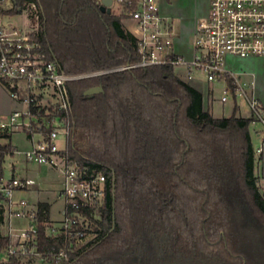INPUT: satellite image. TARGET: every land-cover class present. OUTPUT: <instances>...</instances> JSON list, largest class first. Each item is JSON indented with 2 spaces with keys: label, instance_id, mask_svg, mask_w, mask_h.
<instances>
[{
  "label": "trees",
  "instance_id": "16d2710c",
  "mask_svg": "<svg viewBox=\"0 0 264 264\" xmlns=\"http://www.w3.org/2000/svg\"><path fill=\"white\" fill-rule=\"evenodd\" d=\"M12 2L11 15L38 6L35 38L69 75L141 60L122 17L103 13L96 0ZM98 86L101 93L84 96ZM68 92L67 153L105 173L109 187L98 238L60 264H264V195L250 131L255 120L238 115L237 100L230 117H214L203 94L173 66L85 77L69 82ZM9 147L0 156V176ZM39 211V250L61 249L63 242L47 235L49 205L39 204ZM7 244L1 238L0 253ZM0 264L30 263L7 256Z\"/></svg>",
  "mask_w": 264,
  "mask_h": 264
},
{
  "label": "built area",
  "instance_id": "2783aa9c",
  "mask_svg": "<svg viewBox=\"0 0 264 264\" xmlns=\"http://www.w3.org/2000/svg\"><path fill=\"white\" fill-rule=\"evenodd\" d=\"M96 2L102 4V0ZM163 4L164 0H112L111 13L122 17L141 57L136 64L112 71L173 66L189 80L198 74L205 82L221 86L222 103L237 100L264 129V105L256 97L253 84L245 83L232 67L240 61L264 58V0H208L207 13L197 23L191 57L178 54L175 19L166 14ZM12 8V0H0V156L10 146L5 161L21 155L28 163L61 172V219L53 221L49 209L46 227L47 235L60 239L63 247L39 250V205L22 196L36 183L18 177L13 164L8 173L5 163L4 175L0 176V228L5 229L1 238L8 239L4 249L8 257L30 264H60L98 238L109 187L105 173L80 166L67 153L72 131L68 83L112 71L80 76L65 73L47 59L35 38L38 6L30 3L25 7L28 23L21 26L12 22L15 15L8 13ZM19 131L29 142L24 151L12 143ZM60 138L63 148L58 144ZM256 153L262 155L264 147L257 148ZM260 188L264 195V180Z\"/></svg>",
  "mask_w": 264,
  "mask_h": 264
},
{
  "label": "rangeland",
  "instance_id": "374dc122",
  "mask_svg": "<svg viewBox=\"0 0 264 264\" xmlns=\"http://www.w3.org/2000/svg\"><path fill=\"white\" fill-rule=\"evenodd\" d=\"M201 3L199 4V0H164L163 7L165 10H168L169 7L177 8L181 11L183 17L191 18L194 17L195 12L199 9ZM175 17V27L178 28L179 21L177 16ZM12 22L18 26L28 23V16L26 13H22L19 15L12 16ZM32 24H34L32 22ZM258 63H264V61H257ZM119 69V68H117ZM116 70V69H113ZM112 71V70H106ZM177 74L181 78H185L184 72L182 70H176ZM113 72V71H112ZM194 85L204 94V102L205 108H207L208 104H210V111L214 113L215 116L223 118L230 117L233 113L232 104L231 103H222V88L217 84H209L206 82H193ZM195 87V88H196ZM210 94V95H208ZM254 123V122H253ZM257 124H251L250 131L251 136L253 138V144L255 149L263 146L262 141L256 138L254 134V129L262 128L260 123L255 122ZM12 143L15 147L18 148L19 151H24L29 148V142H27L25 135L22 132H16L13 135ZM58 144L60 148L65 147L63 140L60 138L58 140ZM255 169L257 171L258 164L260 162V157L256 153L255 154ZM13 164L16 167V173L18 177H25L34 180L36 183L35 186H38L41 190L40 196H44V198L49 201L52 206L51 209V218L53 221L58 222L61 219L60 210L62 207V201L58 198V190L61 184V172L59 170H55L48 165H41L37 163H28L23 157L20 155H15L14 157H7L5 161V167L7 172H10V165ZM4 253H0V261L4 259Z\"/></svg>",
  "mask_w": 264,
  "mask_h": 264
},
{
  "label": "crops",
  "instance_id": "0c3cea01",
  "mask_svg": "<svg viewBox=\"0 0 264 264\" xmlns=\"http://www.w3.org/2000/svg\"><path fill=\"white\" fill-rule=\"evenodd\" d=\"M200 3H201V5L203 4L206 6V13H207L208 0H199V4ZM165 12H166V14L173 17L174 19H175L174 16H177L178 19H180L178 28L175 27L176 49H177L178 54L183 55V56H187V57H191L193 54L192 50H193V43H194V39H195L197 23H198V20L200 19V17L197 18L194 16L191 18H185V17H183V15L179 9H177V8L173 9L171 7H169L168 10H165ZM184 20H189L190 24L188 26L185 25L186 23L184 24ZM257 61H264V58H257V59L240 61L238 64L233 65L232 67L234 68V71L240 73V77L242 78V80L245 83L253 84L254 93H255L256 97L264 105V63H258ZM184 75H185V78H183V80L188 82L190 85H194L193 82H199V83L205 82L203 80V78L198 74L195 75V78L193 80H189L185 73H184ZM196 89H198V88L196 87ZM1 94H2V87L0 84V96H1ZM208 95H210V94H208ZM203 97H204V94H203ZM228 103L232 104V111H233V108H234L233 101L230 100ZM239 106H240V111H239L238 115L240 117H243V118L251 117L250 111L248 110V108L245 105L239 104ZM204 107H206L205 102H204ZM205 109L210 111V104H208L207 108H205ZM211 113L214 117L220 118V117L215 116L213 112H211ZM252 124H257V123L254 122ZM260 126L262 128L254 129V134H255L256 138H258L260 141H263L264 129H263V126L261 124H260ZM252 140H253V138H252ZM259 157H260V162L258 164L257 171L255 169V174L259 178L260 184H262L263 180H264V153L262 155H259ZM60 188H61V184H60ZM60 188H59V190H60ZM39 193H41L40 188L38 186H33L27 192L22 193V196L27 197L32 202V204H34V205H39L41 203H45V204L49 205V209H50V213H51V209H52L51 204L49 203V201H47L44 198V196H40ZM2 231H5V229L0 228V244H1V235L3 234ZM1 253H4V257H5L2 261H0V262H3L7 258V255L5 254L4 251Z\"/></svg>",
  "mask_w": 264,
  "mask_h": 264
},
{
  "label": "water",
  "instance_id": "95a60500",
  "mask_svg": "<svg viewBox=\"0 0 264 264\" xmlns=\"http://www.w3.org/2000/svg\"><path fill=\"white\" fill-rule=\"evenodd\" d=\"M111 5H112V0H102V4L100 5V10L103 13H111ZM103 91V88L101 86L98 87H93L91 89H88L87 91L84 92L85 97H92L94 95H97Z\"/></svg>",
  "mask_w": 264,
  "mask_h": 264
},
{
  "label": "flooded vegetation",
  "instance_id": "af4514ba",
  "mask_svg": "<svg viewBox=\"0 0 264 264\" xmlns=\"http://www.w3.org/2000/svg\"><path fill=\"white\" fill-rule=\"evenodd\" d=\"M205 13H206V6L202 4L199 7V9L197 10V12H195V15L194 16L197 17V18H199V17L204 16ZM184 24L188 26L190 24V21L189 20H184Z\"/></svg>",
  "mask_w": 264,
  "mask_h": 264
}]
</instances>
